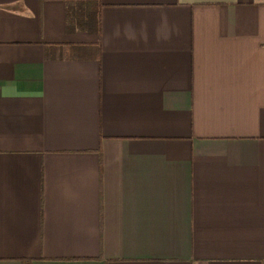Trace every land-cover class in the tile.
I'll return each mask as SVG.
<instances>
[{
	"label": "crops",
	"instance_id": "0c3cea01",
	"mask_svg": "<svg viewBox=\"0 0 264 264\" xmlns=\"http://www.w3.org/2000/svg\"><path fill=\"white\" fill-rule=\"evenodd\" d=\"M26 259L264 264V0H0V264Z\"/></svg>",
	"mask_w": 264,
	"mask_h": 264
},
{
	"label": "trees",
	"instance_id": "16d2710c",
	"mask_svg": "<svg viewBox=\"0 0 264 264\" xmlns=\"http://www.w3.org/2000/svg\"><path fill=\"white\" fill-rule=\"evenodd\" d=\"M87 28L88 27H90V24L88 23V24H86L85 25ZM97 29V31H98V24L96 25V27H95V30ZM22 264H30V260H28V259H26V260H22Z\"/></svg>",
	"mask_w": 264,
	"mask_h": 264
}]
</instances>
